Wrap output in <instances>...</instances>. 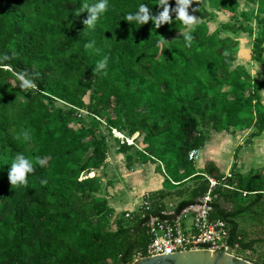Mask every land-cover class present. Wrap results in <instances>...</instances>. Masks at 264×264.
I'll return each instance as SVG.
<instances>
[{
  "label": "trees",
  "instance_id": "1",
  "mask_svg": "<svg viewBox=\"0 0 264 264\" xmlns=\"http://www.w3.org/2000/svg\"><path fill=\"white\" fill-rule=\"evenodd\" d=\"M198 1L194 27L176 21L175 0H169L173 22L159 28L151 20L125 21L141 4L158 15V0H108L90 28L81 6L96 0H0V264H134L149 243L145 222L117 216L96 176L108 160L113 129L143 136L147 147L137 154L163 165L165 189L197 182L179 210L208 193L207 177L225 178L214 164L196 171L189 161L190 152L204 148L205 129L254 127L250 141L264 132V81L235 67V37H254L257 21L251 57L264 69V0H249L257 7L252 15L239 14L241 0ZM213 11L234 24L212 32ZM21 75L34 87H21ZM120 146L122 154L134 150ZM17 154L35 169L22 186L9 181ZM135 161L127 157L129 169ZM235 170L225 179L232 190L216 191L212 218L230 226L232 249L248 252L259 241L246 243L238 221L264 205V174Z\"/></svg>",
  "mask_w": 264,
  "mask_h": 264
},
{
  "label": "crops",
  "instance_id": "2",
  "mask_svg": "<svg viewBox=\"0 0 264 264\" xmlns=\"http://www.w3.org/2000/svg\"><path fill=\"white\" fill-rule=\"evenodd\" d=\"M240 8L239 14L246 12L252 15V13L257 12V7L253 4ZM218 14L223 15L225 21L216 22L217 28L232 23L226 14ZM251 25L254 29V37L244 33L235 37L240 43L235 67L244 66L253 78L263 82L264 69L261 64L252 62L251 57L253 44L259 31V24L254 21ZM250 67L252 71L255 70L256 72L251 73ZM252 94L253 90L247 93L248 96ZM260 96L261 103L264 105V89L260 91ZM255 131L254 127L245 128L235 133H219L212 129H205L206 144L203 149H200V157L197 162H201V164L196 168V171H203L208 165L214 164L223 176L232 175L234 169H236V173L241 175L264 174V132L250 141L251 135ZM142 145L144 148L147 147L143 142ZM120 148L121 146L116 149L110 148L108 160L96 174L102 186L100 196L108 200L110 208L115 211L117 216L135 212L145 199L153 200L154 195H157L159 201L163 204L168 199L169 194L164 187L166 174L162 164L159 162L157 163L160 165L156 162H144L141 155L137 154L134 149L129 155L135 157L136 161L129 169L127 162L129 155L120 153ZM160 166L162 167L161 170L159 169ZM176 188L171 187L170 190L173 191ZM161 192H165V198L160 195Z\"/></svg>",
  "mask_w": 264,
  "mask_h": 264
},
{
  "label": "built area",
  "instance_id": "3",
  "mask_svg": "<svg viewBox=\"0 0 264 264\" xmlns=\"http://www.w3.org/2000/svg\"><path fill=\"white\" fill-rule=\"evenodd\" d=\"M83 113V111H82ZM106 126V123H105ZM114 139L130 147L137 146L136 137H128L125 133L113 129ZM139 135V134H138ZM144 147L140 151H144ZM200 157V149L189 154V161L196 163ZM163 167V165H162ZM164 169V167H163ZM222 181L207 177L210 183L208 193L200 198L196 204L179 210V207H164L162 204L145 199L135 211L126 214L131 221H144L149 243L147 247L134 256V264L146 257L171 256L189 251L221 252L237 258L238 248L232 249L230 243V226L226 221L213 219L216 191L220 188L232 190ZM246 196V195H245Z\"/></svg>",
  "mask_w": 264,
  "mask_h": 264
},
{
  "label": "clouds",
  "instance_id": "4",
  "mask_svg": "<svg viewBox=\"0 0 264 264\" xmlns=\"http://www.w3.org/2000/svg\"><path fill=\"white\" fill-rule=\"evenodd\" d=\"M194 0H175L176 7L171 11L175 13L176 21H180L185 26H191L196 21V18L188 14V9L192 5ZM158 5L163 9L156 16H151L149 13V8L145 4H141L135 13H129L125 17L127 22H135L139 25L147 24L150 20L155 25L156 28L164 24L172 23L170 16L169 0H158ZM82 9H86L89 15L85 20V25L87 27H94L97 20H99L103 13L108 9V0H96L95 3L89 5L87 3L82 4ZM188 46H191V41L193 37L187 35L184 37ZM7 59V57H4ZM107 64V60L99 62L98 67L104 68ZM22 81L21 87H34L30 80L24 78L23 75L19 77ZM27 138V135H26ZM44 161L41 160L40 164L43 165ZM33 164L27 159L23 154H17L14 162L11 164L9 172V181L13 186H22L27 184L28 174L34 172ZM47 181H41V183H46Z\"/></svg>",
  "mask_w": 264,
  "mask_h": 264
},
{
  "label": "rangeland",
  "instance_id": "5",
  "mask_svg": "<svg viewBox=\"0 0 264 264\" xmlns=\"http://www.w3.org/2000/svg\"><path fill=\"white\" fill-rule=\"evenodd\" d=\"M248 4H251L249 2V0L241 1V4H240L241 8L240 9H242L245 6H248ZM199 7H200V2L198 0H194L192 5L188 9V14L190 16H193L196 18V21L194 22V24L191 25L192 27L200 22V19L197 15V11H198ZM210 11H212V10H210ZM213 12L216 14L217 19L215 20V23L210 24V28L212 31H214L217 28L216 24L218 22L225 21V18L223 15L221 16L220 14L216 13V11H213ZM250 72L255 73L256 71L255 70L252 71L251 67H250ZM86 102L87 103L89 102V97L86 98ZM58 105L67 109V105H65V104L58 103ZM109 116L112 118L114 117L113 111L109 112ZM84 118L86 119V115ZM84 123H86V125H87L86 120H84L83 123L79 122L80 125H83ZM104 125H105V123H104ZM104 129H105L104 131L106 133V126H104ZM143 140H144L143 136L138 137L137 143H136L137 146L133 147V149H135V151H139L140 149L143 148V145H142ZM108 141H109V144L112 147V149H116L117 147H119L121 145L120 141H115L114 138L109 137V136H108ZM141 158H142V160L144 159V157H141ZM157 164L160 165L159 163H157ZM200 164H201V162H197L196 164H194L195 169ZM196 185H197V182L190 181L181 187H177L173 191L170 189H167L169 196H168V199L165 200V202H163V204L161 201H159L157 195H154L155 198H153L152 201L158 202V203L164 205V207H177L181 202L187 201V200L192 198V194H193L194 189L196 188ZM227 206L230 209L233 208V204L231 202H228ZM262 217H264V205L260 208H257L253 213H251L249 215H245L244 217L240 218L238 221L240 224L241 233L244 236L246 243H249L252 241H259L256 244H254L252 251L238 252V256L240 259H244V260H246L250 263H253V264H264V220H262ZM112 223H113V221H112ZM113 229H115V227Z\"/></svg>",
  "mask_w": 264,
  "mask_h": 264
},
{
  "label": "water",
  "instance_id": "6",
  "mask_svg": "<svg viewBox=\"0 0 264 264\" xmlns=\"http://www.w3.org/2000/svg\"><path fill=\"white\" fill-rule=\"evenodd\" d=\"M135 264H253L244 259L221 252L189 251L171 256L146 257Z\"/></svg>",
  "mask_w": 264,
  "mask_h": 264
}]
</instances>
